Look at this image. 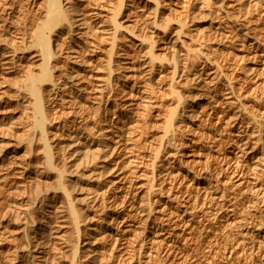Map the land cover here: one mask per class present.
Here are the masks:
<instances>
[{
	"label": "bare ground",
	"instance_id": "obj_1",
	"mask_svg": "<svg viewBox=\"0 0 264 264\" xmlns=\"http://www.w3.org/2000/svg\"><path fill=\"white\" fill-rule=\"evenodd\" d=\"M224 1L199 0L193 7H187L183 16L180 9L167 8L174 0H0V264H109L107 259L116 257L117 252L112 253L120 247L121 240L130 242L138 232L143 235L140 246L133 248L135 243H132L130 255L121 253L123 256L120 255L117 264H131L136 257L142 261L143 254H147L144 253L149 238L146 234L148 221H153L154 205L164 202L165 207H171L170 201H177L181 196V191L173 192L179 185L175 184L176 173L171 169L172 158L183 154L181 127L193 112L192 100L197 96L189 79L185 81L183 77H190L186 72L191 65L189 62L197 60L193 57L201 55L205 44V38L199 37L201 41L194 40L198 43L194 48L183 38L187 34V20L192 15L198 26L211 21L214 12L223 8ZM217 4L221 8H217ZM172 32H176V36L170 42L168 33ZM202 72H196L191 80L200 78ZM228 88L234 89L231 81ZM245 108L247 114L251 109ZM155 112L165 114L166 118L160 127L162 133L159 130V137H152L158 140L152 152L153 144L149 146L152 151L146 146L156 125ZM235 115L241 117L242 114ZM253 115L255 113L249 117L251 122L259 123L260 119ZM157 130L153 135L158 136ZM260 131V135L264 134ZM12 144L16 146L15 151L6 154L7 146ZM147 152L153 153L147 156L148 162L144 159ZM143 159L148 168L152 167L148 174L151 177L146 178V189L136 197L131 190L133 177L125 183L129 172L117 173L130 165L135 169L145 163ZM259 163L255 168L260 167ZM256 196L264 201V190ZM95 201L100 203L96 204L98 207L103 206V212L97 211ZM108 203H114L111 206L115 208L129 205L131 214L141 215L145 226L136 235L123 237L110 225L122 223L126 216L110 215L105 210L110 206ZM216 204L224 205L222 201ZM193 210L195 208L191 211L186 208L184 212ZM253 211L250 214L256 213ZM97 214L101 215L94 226L90 221L95 220ZM164 217L154 221L153 234L172 227L166 229ZM263 218L259 223L253 219L259 229L264 227ZM186 220L184 224L189 225L191 219ZM247 221L246 218L241 221L242 226ZM167 232L173 235L174 231ZM233 233L235 236L237 231ZM238 234L237 237L241 236ZM167 236L152 237L157 244L150 248L148 260L143 263L158 256L167 258L173 252L174 256L178 254L174 245L178 237L167 240ZM99 238L112 240L111 251L107 249L109 255L103 250L106 243ZM221 239L218 241L222 242ZM215 243L212 244L215 246ZM163 251L167 255L162 256ZM191 255L189 253L188 257ZM188 257L187 260L192 256ZM211 259L207 264L215 262Z\"/></svg>",
	"mask_w": 264,
	"mask_h": 264
},
{
	"label": "rangeland",
	"instance_id": "obj_2",
	"mask_svg": "<svg viewBox=\"0 0 264 264\" xmlns=\"http://www.w3.org/2000/svg\"><path fill=\"white\" fill-rule=\"evenodd\" d=\"M190 1L192 2H189L187 0H182V2L181 0H178L177 2V0H174V2L171 3L172 4L171 6H169V3H168L167 8L171 7V11L172 10L177 11L176 9L178 8V10L180 9L179 11H181V12L179 11L178 12L180 14L183 12V16H184V12L186 11L187 7H193V5L197 4L199 0L197 1L190 0ZM184 3H186L188 6L184 5ZM179 4L181 5L179 6ZM218 7L221 8L220 4L219 5L217 4V8ZM192 18L193 16L191 15L190 18H188L187 20V22L189 23L188 26L186 27L187 34H184L183 38L186 39L189 42V44L191 43L190 45H193L194 48L195 46H198L197 41H201L200 40L201 38L199 37L205 38V44L201 47L202 49L201 55L199 57H193V58H197V60L195 59L196 61H194L192 59L193 61L189 62L191 64V65L189 64L191 67L189 66L186 72L187 74H189L190 77L189 78L188 77L186 78V76L183 77V80L185 81L186 79H189L190 83L192 84L194 93L197 96L194 97L195 98L194 100H192V103H194V106H195L193 112L191 113V115H188L186 117V120L182 124V127H181L182 132L180 133V135L181 134L182 135L180 137L182 138V141L184 143L182 145L183 154L182 156L177 155L176 157L174 156V158H172L174 162H173V166H171V169L173 172L176 173L174 176L175 184L177 186L179 185L178 189L174 190L173 192L177 193L178 191H181L180 193L181 196L178 198L177 201L182 202V203L178 204L176 200H172L169 203V206L171 207H168V206L165 207V205L163 204L164 202H157L154 205L153 207L154 212L152 214L153 221H148V229H147V234H146V237L148 236L149 238H147V243H146V245L148 244L146 246L147 251H144V253L147 252V254H143L145 257L142 256V261L148 260L150 248L157 244V242L153 241L152 237L158 236L160 238L162 237L165 238L168 235L167 240H169V238L171 240L174 237H175L174 239L178 237L176 239L177 243H174L175 249L176 248L178 249L179 246L182 248H179L178 250L176 249L175 252L178 254L176 253L175 254L177 256L173 255L174 252L171 255H169L171 256L172 260L169 258V256L166 258L164 254L165 255L167 254L166 252L164 253L163 251V255H162L164 256L163 258L162 257L159 258L158 256V258L155 257L156 259L154 258L155 260L153 261L143 263L142 261L139 262V258L136 257V259L133 260L135 263L132 261L131 264L133 263L134 264H157V263L158 264H171V262L173 264H177V263L178 264L180 263L181 264L183 263L185 264L187 263L188 264H207V261H210L212 257H213L212 258L213 260L212 259L211 260L213 262L215 260L214 263L211 261L213 264H219V263L226 264L227 262L229 264L230 263L231 264H264V259H263L264 258V255H263L264 254V239H263L264 227L259 229L255 225L256 222H254L253 220V219H255V221L258 220L257 222L259 223L262 220L261 218L264 217V201L262 200V198L259 199V197H257L258 194L255 197L256 193H259L262 190H264V134L260 135V132H261L260 130L264 131V0H225L223 8L217 9L214 12V15L211 21L202 22L198 26L196 20L193 18L194 20L193 22V20H191ZM188 31L190 35H188ZM175 34L176 32L168 33L170 42L174 41L173 38H175L176 36ZM196 39L198 40L194 41ZM204 62L205 64H203ZM199 70H203L202 76L200 78L197 77V80L194 79L192 81L191 76L194 77V74L196 72H199ZM229 81H231L233 84V88H234L233 90L230 89L231 88L230 86H229L230 88H228ZM244 106H246V108L248 107L249 108L248 110L251 109L250 111L252 112L247 111V114H246V112H244V109H243ZM168 108L170 109V107ZM167 110L166 112L169 113V110L168 111ZM166 112L164 111L163 113L168 115V113ZM157 113L158 112L154 113L153 121H154V125L155 123L157 125V123L160 121V123H158V125H160L158 127L160 128L163 126L161 124H162V121L165 120L166 117H165V114L163 113H161V115L160 113L159 115ZM239 113L242 114L241 117L240 116L236 117L235 114H239ZM248 113L251 115H248ZM252 113H255L258 120L260 119L259 123L256 124V122L254 121L251 122L252 120L249 117L252 118ZM155 114L158 115L157 118H155L157 116ZM162 114L164 116H162ZM16 116H19V113L16 114ZM243 117L245 119H243ZM155 119H158V120H155ZM156 125L154 126V128H152V135L150 137L151 138L150 140L151 141L154 140V141L151 142L149 140L151 144L147 142V144L149 145L146 146L147 147L146 149H148L149 151L153 150L152 152L155 151V146L158 144V140L155 141V138L159 137V130L161 132L163 129V128H160L157 130L156 128L158 127ZM156 130H157L158 136L155 134L153 135V133L156 132ZM262 135H263V138H261ZM153 136H155L154 139H152ZM246 141L248 142L246 145H244L243 142H246ZM150 145L152 146L151 148H153L152 150L149 147ZM8 146H7L6 154L12 153L15 151L16 146H14L13 144L9 147ZM254 146L255 148H253ZM152 152L150 153L147 152L145 154L146 158L144 157V159L147 162L150 159L147 156H150L149 154H153ZM9 155H11L10 157L13 156L12 154H9ZM144 159L143 161H145ZM146 161L142 165H137L135 169L133 167L134 165L133 166L130 165L129 167H126L127 171L125 168V171L123 169L121 171H118L117 173V174H120V173L123 174V172H125L123 174L125 175L127 174V172H129L128 173L129 179L126 178L127 182L125 183H129L131 181V178L133 177L131 190L136 195V197H138L139 194L142 193L141 191H144L146 189L145 188L147 184L146 178L151 177L148 174L151 172L150 171L151 169L149 168H152V167L149 165L150 167L148 168ZM259 162H261V164ZM258 163L261 168L260 167L255 168V164L257 165ZM128 168H131V169H128ZM254 168L257 170L254 171L255 170ZM223 169H226V170H223ZM235 170H236V173L233 174ZM132 171H135V173H137L136 174L137 176H135L134 172L130 173ZM145 172L147 176H145ZM141 174L142 176L140 177ZM135 178H137L138 180ZM140 183H143V185ZM156 183H157V179H156ZM261 185L263 188L262 187L260 188ZM253 188L254 189L258 188V189L254 190ZM244 191L246 192L248 191L247 194ZM250 192H252L253 195ZM223 193H224V197L221 198V194ZM182 194L184 197H182ZM165 196L166 195H164L162 199H164ZM239 196H240L239 199L242 198V201L241 200L239 201L238 199ZM236 199H238V201ZM252 200L255 201L257 204H255ZM166 201H168V199ZM219 201H222L224 205L216 204ZM95 202H93L95 205L93 203L92 205L96 206L95 208H99L98 210L97 209L96 210L99 211L100 213L103 212V209H104L103 206L98 207L100 203L98 202L95 203ZM244 202L247 203L246 204L247 206H245ZM248 202L250 205H248ZM258 203L260 204V206L258 205ZM113 204L114 203H108V205H110L108 207L110 208L106 207L107 209H105L106 211H109L110 215L116 214V215H119L120 217L126 216L125 220L121 218L123 220L122 223L118 224L117 222H114L110 225L112 229L120 232V235H122L123 237H127L131 235L132 233L136 235L137 232L141 230V227L145 226V222L142 221L141 215L131 214L132 210L129 205L124 206V208L123 207L115 208V206L114 207L111 206ZM235 204H237L238 206ZM233 205H235L234 206L235 208H233ZM239 205H241L242 207ZM176 206H178L179 208ZM230 206L233 208V210L235 209L234 212L232 208H230ZM248 207L249 208L252 207V208L247 209ZM186 208L187 209L189 208L190 211L193 208H195V210H193V212H184ZM236 210L238 212H235ZM244 210L245 212L247 211L249 213L247 212L245 213ZM251 210L256 213L250 214V212H252ZM242 211H243V214L241 213ZM191 213L193 217L191 216ZM235 213H237L238 215H236ZM129 214L131 215L129 216ZM259 214H261V216ZM100 215L101 214H97V217H96L97 219L95 218V220L93 221L89 220L91 222L89 223L94 224V226L97 225L99 223L98 218H100ZM255 215H258L260 218ZM163 216H165L163 218L164 220L163 225L166 227V229L170 227L171 225L172 227H170V229H167V230L171 231V233L174 231L176 235L174 234V232H173V235L172 234L169 235L170 232L168 233L167 230L164 232H159L158 235L153 234L156 229L155 228L156 225L154 221H158L159 217H163ZM232 216L234 217L232 218ZM245 218L247 220L249 219V221L251 220V222L253 221L252 223L250 222L251 224L249 223V221H247V224L249 223L250 224L249 226H251V228L247 224L245 226H242L243 224L242 222ZM109 219L111 220V218ZM186 219H189V220L191 219L189 221L190 223L192 222L191 225L190 223L189 225L187 223H186L187 225L184 224V222L187 221ZM238 219H239V222H238ZM233 220L237 222H234ZM230 221L231 223L234 222L233 223L234 225L231 224ZM0 224H1V220H0ZM253 224L255 225V227L253 226ZM231 225L233 228L234 226L236 225L237 226L236 228L233 229ZM238 226L239 228L242 226L241 229L244 228L242 229L243 232L241 231V229L237 228ZM133 228H136V229L133 230ZM221 228L223 230L224 229H228V230L223 231ZM219 229H221L222 236L219 235L221 233ZM237 229L240 230L241 232H239ZM227 231L229 234L227 233ZM236 231H237L235 235L236 238H234L233 240L232 238L235 237L234 236L235 233L233 232H236ZM192 232L194 233V235ZM238 232L241 236H239ZM244 232L245 233L248 232L249 236H248V233L245 234ZM134 234L132 235V237L135 236ZM227 234L230 236V238L227 236ZM237 234L239 237H237ZM192 235L195 236L194 240L192 238ZM205 235L206 237H204ZM251 235L252 237H250ZM142 236L143 235H141L140 232H138L137 237H135L134 239L131 238L130 242L129 240L127 239L125 240L123 238L121 240L120 247L117 248L112 253L114 254L115 252H117L114 254L116 255V257L107 259L109 260L107 262H109V264L119 263L120 255L123 256V254H121L123 252L126 256L128 253V256H129L130 255L129 253H131V249L129 248H132L131 244L132 243L136 244V245L135 244L132 245L134 246L133 248L137 246L139 247L140 245L138 244L140 243L141 241L140 238ZM247 236L249 239L247 238ZM200 237H201V240H200ZM202 238H204V240ZM220 239L222 242H219ZM241 239L242 241L243 240L244 241L243 242L239 241ZM101 240L103 243L104 242L106 243L103 249L104 253L105 254L107 253L109 255L110 253H108V250L109 252L111 251L110 242H112V240L110 242L102 238L100 239V241ZM224 240L226 243L224 242ZM245 240H247L246 244L244 243ZM249 240L251 242H249ZM49 241L51 242V239H49L48 242ZM216 241L219 242V243L217 242L219 244L218 246H217V243H215ZM93 242L95 243V241ZM211 242L213 244L215 243V246ZM228 242L230 245H228ZM221 243H223L224 245ZM250 243L251 245L254 243L253 246H251ZM220 245L222 248L220 247ZM233 245H235V247ZM246 245H249V246L246 247ZM230 246H233V247H230ZM259 246L261 247L260 248L261 251L258 248ZM197 247L199 248L198 251H196ZM256 247L258 249H256ZM224 248H227V249H224ZM232 248L233 250L231 251L230 249ZM254 248L258 250L259 252L258 251H257L258 253L255 252ZM217 249L219 251H217ZM166 251H168V249H166ZM201 251H203V253ZM193 252L197 255L199 254L200 255L198 257L197 255L194 257L195 254ZM224 252H225V255H224ZM189 253L192 254L191 256L193 258L191 256L188 257ZM251 254H253L255 257L252 256ZM214 255L216 256L214 257ZM230 255L233 258H231ZM187 257L188 259L190 257L191 258L187 260ZM225 257H226V260H225ZM227 258H228V261H227ZM179 259H181L184 262L180 261ZM158 260L159 262H157ZM122 264H125V263H122Z\"/></svg>",
	"mask_w": 264,
	"mask_h": 264
}]
</instances>
